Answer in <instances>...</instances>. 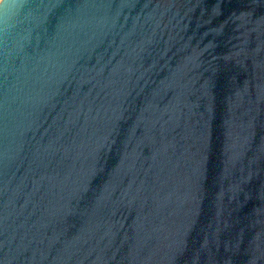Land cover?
I'll return each mask as SVG.
<instances>
[{
	"label": "water",
	"instance_id": "water-1",
	"mask_svg": "<svg viewBox=\"0 0 264 264\" xmlns=\"http://www.w3.org/2000/svg\"><path fill=\"white\" fill-rule=\"evenodd\" d=\"M0 264H264V0H1Z\"/></svg>",
	"mask_w": 264,
	"mask_h": 264
},
{
	"label": "built area",
	"instance_id": "built-area-1",
	"mask_svg": "<svg viewBox=\"0 0 264 264\" xmlns=\"http://www.w3.org/2000/svg\"><path fill=\"white\" fill-rule=\"evenodd\" d=\"M2 1L0 0V3H1Z\"/></svg>",
	"mask_w": 264,
	"mask_h": 264
}]
</instances>
